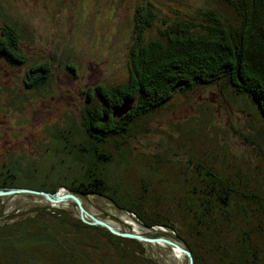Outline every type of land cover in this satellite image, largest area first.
<instances>
[{
	"label": "trees",
	"instance_id": "16d2710c",
	"mask_svg": "<svg viewBox=\"0 0 264 264\" xmlns=\"http://www.w3.org/2000/svg\"><path fill=\"white\" fill-rule=\"evenodd\" d=\"M156 24L157 36L148 37ZM13 32L4 31L7 43L0 50L19 63ZM132 34L127 81L92 89L102 103L93 106L88 135L84 131L88 138L72 127L64 132L56 127L50 133L55 145L48 155L52 170L65 175H46L37 182L41 162L20 157L2 167L0 190L22 187L54 193L63 188L82 203L88 196L101 197L149 231L143 235L164 236L188 249L194 264H264L255 242L262 236L254 229L260 222L246 204H231L235 191L223 175L206 172L205 189L188 190L176 170L170 174L175 181L159 179L162 162L155 156L157 166H144L137 186L124 176L126 150L114 145L117 157L103 150L107 137L128 136L138 118L152 115L175 92L196 86L232 88L238 98L245 96L257 107L264 122V0H211L172 22L158 19L153 5L141 3L134 9ZM42 71L45 82L48 70ZM124 102L130 109L114 116ZM113 123L117 128L107 130ZM22 177L25 184L37 185L21 186ZM22 195L38 201L10 210L0 206V264H163L154 249L173 255L170 246L116 236L84 223L71 201L52 206L42 196ZM253 196L264 213V192Z\"/></svg>",
	"mask_w": 264,
	"mask_h": 264
},
{
	"label": "rangeland",
	"instance_id": "374dc122",
	"mask_svg": "<svg viewBox=\"0 0 264 264\" xmlns=\"http://www.w3.org/2000/svg\"><path fill=\"white\" fill-rule=\"evenodd\" d=\"M210 2L0 0V29L4 25L15 28L19 34L18 49L25 57L23 64L9 66L0 56V174L9 161L25 157L41 162L37 182L46 175L54 179L65 175L52 170L48 155L55 152V145L50 141V133L56 127L63 132L72 127L87 139L82 126L86 89L127 81L133 13L138 4L153 5L158 19L172 22ZM225 13L232 17L230 11ZM158 25L147 32L148 37L157 36ZM48 60L49 79L37 88H27L26 71L31 65ZM106 139L103 150L114 157V145L126 150L124 158L128 164L124 176L137 186L144 166H157L155 156L162 162L159 179L175 181L170 174L176 170L181 185L188 190L205 189L206 172L223 175L235 191L231 204H246L260 222V227L254 225V229H260L262 236H257L255 242L264 261L263 206L253 196L264 192V122L257 107L245 96L238 98L232 88L220 84L196 86L186 93L177 91L152 115L138 118L128 136ZM22 162L25 161H21V167ZM25 181L22 177L20 185H37ZM36 201V197L8 195L0 197V206L10 210ZM60 205L65 204L53 206ZM83 205L120 231L129 228L136 234L149 233L104 198L88 196ZM153 252L159 254L163 264H184L183 257L175 252Z\"/></svg>",
	"mask_w": 264,
	"mask_h": 264
},
{
	"label": "water",
	"instance_id": "95a60500",
	"mask_svg": "<svg viewBox=\"0 0 264 264\" xmlns=\"http://www.w3.org/2000/svg\"><path fill=\"white\" fill-rule=\"evenodd\" d=\"M128 104H129L128 102H124V104L121 106L120 109L118 110L115 109L113 111V115L120 117L122 114L126 113L130 109V106ZM18 194H29V195H35V196H42L52 206L59 204V203L71 201L76 205L78 209L79 217L84 223H87L89 225H96V226L104 227L105 229H107L109 232H111L112 234L116 236L137 239L139 241L158 244L160 246H165V245L170 246L177 255L186 257L188 264H194L193 256L188 249L180 246L176 242L164 236L148 237V236H145L142 234H136L133 232H122L117 227L110 224L109 222L103 219H100L94 216L93 214H91L88 210H86L82 201L73 193L66 192V191H63V192L57 191L54 193H49L43 190H36V189L22 188V187L10 188L7 190H0V196L18 195Z\"/></svg>",
	"mask_w": 264,
	"mask_h": 264
},
{
	"label": "flooded vegetation",
	"instance_id": "af4514ba",
	"mask_svg": "<svg viewBox=\"0 0 264 264\" xmlns=\"http://www.w3.org/2000/svg\"><path fill=\"white\" fill-rule=\"evenodd\" d=\"M11 29L14 30V36H16L17 40L19 37V34L16 32L15 28L10 27ZM8 27V25H4L0 30V39H3L0 42V48H5L6 47V34L4 33L5 30L10 29ZM17 46H18V42H17ZM19 48V46H18ZM19 54H21V52L18 50L17 51ZM0 56L2 57V60L5 62V64H8L9 66H19L21 64H23V59L25 58L22 54L21 56L19 55L20 60H22L21 62L18 61L19 63L15 62L14 60H11L9 58V56H7V53L5 51H1L0 50ZM50 61H46L44 63H35L33 65L30 66V68L28 69V71H26V77H25V85L27 88H37L39 86H41L42 84H45L44 81H41L42 78L45 79L46 76H44V74H42V68H46L48 70V74L50 75ZM49 75H48V79H49ZM29 83V84H27ZM96 86H105V85H96ZM96 86H91L88 87L86 89V91L84 92L85 94V103H86V108L84 109V113L82 114V121H83V129L86 132V134L88 135V126L92 125L91 123V115L94 114L95 109L93 108L94 105L100 104L102 103V100L98 97L97 91L96 90H92L93 88H95ZM105 118L103 119V121L105 122ZM117 128L116 125L113 123L112 127L109 128L107 127V130H111ZM95 142V141H94ZM97 144V149H101L99 146V142L96 141L95 142Z\"/></svg>",
	"mask_w": 264,
	"mask_h": 264
}]
</instances>
